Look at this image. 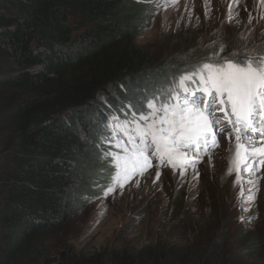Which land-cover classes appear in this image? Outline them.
<instances>
[{"label":"trees","instance_id":"obj_1","mask_svg":"<svg viewBox=\"0 0 264 264\" xmlns=\"http://www.w3.org/2000/svg\"><path fill=\"white\" fill-rule=\"evenodd\" d=\"M69 12L91 25L75 38ZM148 13L138 0H0V264H247L264 254V236L238 234L241 250L224 256L231 223L221 198L202 194L172 202L168 235L199 238L207 254L159 240L111 253L72 244L70 225L119 189L103 195L114 173L104 152H116L101 142L106 122L168 86L137 43Z\"/></svg>","mask_w":264,"mask_h":264},{"label":"rangeland","instance_id":"obj_2","mask_svg":"<svg viewBox=\"0 0 264 264\" xmlns=\"http://www.w3.org/2000/svg\"><path fill=\"white\" fill-rule=\"evenodd\" d=\"M138 2L146 5L150 13L146 16L148 20L138 28L137 43L154 52L158 65L164 69L161 80L167 85L203 63L218 65L226 59H241L237 53L254 61L264 59L259 56V52L264 51V0H239L238 4L233 0ZM68 21L79 28L72 34L73 38L91 26L73 12H69ZM168 74L170 76L164 79ZM130 93L135 96L138 91L135 89ZM94 123L92 120V125ZM233 148L234 140L229 139L227 132L222 133L219 145L210 153H203L196 166L183 170V175L180 168L152 162L153 166L143 175L132 177L123 189L119 188L115 194L93 203L79 218L80 221L70 225L75 236L73 246L85 253H111L132 251L159 240L170 248L188 247L197 253L207 254L211 248L208 244H201L199 250V238H190L179 232L168 235L173 217L172 202L178 198L194 200L202 194L221 198L222 217L224 222L228 220L231 223L232 230L230 245L223 254L234 256L241 250L236 244L238 234L264 236V165L259 167L255 176L241 170L243 179L259 178L256 199L249 202L247 191L253 190V185L245 184L242 194L241 186L235 184V170L228 174ZM203 240L208 243L215 238L206 236ZM247 264H264V254L261 258L249 259Z\"/></svg>","mask_w":264,"mask_h":264},{"label":"snow or ice","instance_id":"obj_3","mask_svg":"<svg viewBox=\"0 0 264 264\" xmlns=\"http://www.w3.org/2000/svg\"><path fill=\"white\" fill-rule=\"evenodd\" d=\"M237 55L242 58L218 65L203 63L184 72L143 101V110L137 111L129 102L124 119L115 115L106 122L101 142L119 151L104 152L114 167L105 197L123 189L132 177L143 175L153 160L180 168L183 175L203 153L217 147L221 134L227 132L234 140L228 174L235 170V184L241 186L242 194L244 185L252 184L247 200L255 201L259 178L243 179L241 170L255 176L264 165V59Z\"/></svg>","mask_w":264,"mask_h":264}]
</instances>
